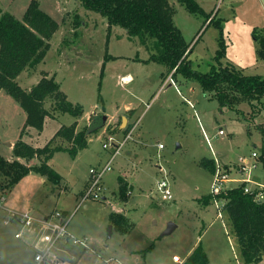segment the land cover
Masks as SVG:
<instances>
[{"label":"rangeland","instance_id":"obj_1","mask_svg":"<svg viewBox=\"0 0 264 264\" xmlns=\"http://www.w3.org/2000/svg\"><path fill=\"white\" fill-rule=\"evenodd\" d=\"M38 1L59 22V28L50 39L44 61L27 67L18 77L20 85L28 90L43 74H55L69 99L81 103L84 112L97 110L112 119L129 105L136 109L140 117L138 128L142 131L133 133L125 142L112 163L113 169L104 174L106 198L88 199L77 208L87 184L82 188L81 185L90 167L103 165L110 156L112 150L104 148L103 143H109L113 135L115 141L126 136L125 130L119 135L114 133L126 126V120L119 126L121 117L115 126L104 128L106 120L91 135L90 150L79 157L73 158L64 151L56 154L51 165L61 174L60 184L46 175L41 180V174L34 172L2 190L9 177L0 172V198L4 196L0 200V264H33L35 249L30 243H35L41 233L40 227L35 226L33 230L23 229L17 237L21 224L17 217L12 219L13 211L36 215L56 209L74 211L69 229L78 237L91 238L94 252H82L78 245L67 247L77 255L75 264H176L173 256L177 254L185 261L184 256L196 240L207 251L208 264H244L225 211L223 217H218L214 201L204 200L210 194L213 175L201 162L219 159L218 154L222 163H236L240 155L253 151H259L264 158V97L249 99L227 87L238 98L233 107L222 105L213 91L202 88L198 79L181 72L173 75L174 70L166 63L146 65L132 58L136 54L146 57L147 50L153 47L156 51L152 52L160 53L154 37L143 40L120 25L110 26L106 16L86 8L81 0ZM197 1L215 22L208 24L206 14L190 12L178 0H169L175 8L174 22L189 49L192 48L187 57L191 68L205 73L218 65L214 56L222 35L226 43L221 59L224 65L232 64L245 74L264 75V58L258 54L260 40L254 36L255 30L258 37L264 35V0H221L219 5V0ZM30 2L0 0V8L22 19ZM128 74L133 79L124 82L122 76ZM185 98L190 99L192 106ZM46 103L53 110V100ZM24 111L16 99L0 90V155L5 159L11 154L9 142L19 140V126L21 130L25 128ZM72 119L70 113L61 117L63 123ZM53 130L54 126H48L46 134ZM60 141L70 145L61 139L54 144ZM160 143L164 147L160 148ZM132 146L139 152L136 159L129 161L126 156ZM86 153L94 154V158L88 159ZM251 162H255L252 178L264 182L262 160ZM159 164L168 172L173 200H163L157 191V181L164 174ZM132 171L138 174L129 177V182L124 177ZM233 176L246 175L234 172ZM119 177L127 183V200L120 197ZM238 184L229 182V186ZM246 184L257 189L255 183ZM112 212L127 215L132 229L122 233L114 227ZM145 249L149 250L144 252ZM132 250H139V261L129 256ZM109 257L112 261L106 260ZM254 264H264V258Z\"/></svg>","mask_w":264,"mask_h":264},{"label":"trees","instance_id":"obj_2","mask_svg":"<svg viewBox=\"0 0 264 264\" xmlns=\"http://www.w3.org/2000/svg\"><path fill=\"white\" fill-rule=\"evenodd\" d=\"M81 1L86 8L106 16L110 26L120 25L126 28L130 35L140 36L143 40L147 36L154 37L155 45L161 48V52L152 54L150 59L166 63L174 70L173 75L181 72L186 77L198 79L202 88L205 91H213L222 105L233 107L238 98V95L231 93L227 87L249 99L264 97V75L245 74L234 65H224L221 62L226 53V43L222 35L219 38V49L214 56L218 65H213L211 70L205 73L191 68L187 57L192 48L189 49V44L185 42L181 30L174 22L175 8L169 0ZM178 1L190 12L206 14L208 24L215 22V18H211V14H207L197 0ZM216 24L222 26L219 21H216ZM58 28L59 22L40 7L38 0H31L22 19L0 8V89H4L16 99L25 110V128L33 126L42 131L45 118L54 116V112L70 113L76 118L81 117L84 112L82 104L71 101L54 76L43 74L30 90H25L17 80L27 67H34L44 60L50 48V39ZM254 36L260 40L258 54L264 58V35L258 37L255 30ZM49 99L53 100V110L46 106ZM106 120L107 115L98 112L93 114L90 122L81 129H78L77 121L62 125L43 147H34L20 138L14 144V154L26 159L37 157L41 162L39 165H26L18 159L9 161L0 155V172L9 177L6 186L1 189L13 186L31 171L46 175L59 183L61 174L49 163L55 152L66 151L73 158L76 157L82 149L88 147L89 136L97 132ZM58 138L69 142L70 145L60 142L54 144ZM201 163L214 172V158L204 159ZM119 181L120 197L127 200V183L122 177H119ZM222 197L226 201L224 211L235 235L242 262H259L264 258V200L255 199L253 193L244 190L243 184L228 189ZM211 199L210 194L204 197L206 202ZM110 218L113 226L120 232L127 233L132 229V224L125 214L112 212ZM146 250L149 249L143 251ZM208 262V254L199 241L183 264Z\"/></svg>","mask_w":264,"mask_h":264},{"label":"built area","instance_id":"obj_3","mask_svg":"<svg viewBox=\"0 0 264 264\" xmlns=\"http://www.w3.org/2000/svg\"><path fill=\"white\" fill-rule=\"evenodd\" d=\"M220 2L221 0H219L218 5ZM170 80L174 83L172 76H170ZM188 102L192 105L190 100H188ZM220 133H223V130H221ZM109 138L111 141L109 143L104 142L103 147L107 150H112L110 156L103 165L90 168L87 185L75 208L88 199L106 198L103 193L104 174L113 169L112 163L120 153L125 142L131 138V133L126 135L123 140L115 141L116 139L114 135ZM159 147L162 148L164 145L160 143ZM259 158L262 160V166L264 169V158H261L259 151H253L250 155H240L238 161L234 164L222 163L217 157L214 158L215 170L212 173L213 179L210 186V195L217 206L218 217H223L224 205L226 203L222 194L226 193V191L232 187L243 184L244 190L253 193L255 199L264 200V182L255 181L251 174V170L255 166V162L252 163L251 160L256 161ZM158 168L160 171H163L164 174L157 181V191L163 200H173L174 193L170 178L168 177V172L161 164L158 165ZM234 172L245 174L246 176H233ZM229 182H240V184L229 186ZM249 182H252L253 184L255 183L257 189L251 188L246 184ZM73 213L74 211L68 213L64 210L56 209L42 217L29 213L17 215L21 224V229L16 233L17 237L21 236V233L25 228L33 230L32 228L36 226L40 227L41 230L35 243H31L35 249L33 264H75L77 255L75 256L74 253L67 249L70 244L80 246L83 250L82 252H85L88 249L94 252V249L90 245V238L87 236L78 237L69 229ZM110 259L111 258L106 260L108 261ZM173 259L177 263L184 262V260L181 259V256L177 254L173 256Z\"/></svg>","mask_w":264,"mask_h":264},{"label":"crops","instance_id":"obj_4","mask_svg":"<svg viewBox=\"0 0 264 264\" xmlns=\"http://www.w3.org/2000/svg\"><path fill=\"white\" fill-rule=\"evenodd\" d=\"M202 6V5H201ZM203 7V9L205 10V8H204V6H202ZM128 37H129V35H128ZM152 51H156V50H154V47L153 48H151V49H148L147 50V55H146V57H144V58H141L140 56H138V54H136L135 56H133L132 58H134V59H138V60H141L143 63H145L146 65H149L150 63H155V62H159V61H155V60H151L150 59V57H151V55L152 54H156V52H152ZM45 59V58H44ZM44 61V60H43ZM161 63H163V62H161ZM47 71V70H46ZM44 73H46V72H44ZM48 75V77H52V76H54V77H56V75L55 74H51V73H49V74H47ZM20 76V75H19ZM18 76V77H19ZM43 76V75H42ZM126 76H129L130 77V81H132V79H133V76L131 75V74H128V75H125V76H122V78H124L125 79V77ZM161 76H163L164 77V72L162 71L161 72ZM18 77H17V80H18ZM42 78V77H41ZM19 82V81H18ZM38 82V81H37ZM36 82V83H37ZM129 82V81H128ZM35 83V84H36ZM34 84V85H35ZM32 88V87H31ZM31 88H29L28 90H30ZM1 90V89H0ZM177 92H178V94L179 95H181V97H183V94L181 93V90H180V88H178L177 87ZM68 95V94H67ZM69 98V97H68ZM187 99V103L189 104V102H188V100H190L189 98H185L184 100H186ZM74 102V101H73ZM74 103H79V102H74ZM190 105V104H189ZM46 106H47V104H46ZM192 106V105H191ZM48 107V106H47ZM49 108V107H48ZM50 109V108H49ZM25 112V111H24ZM54 111H52V113H53ZM96 113H98V111L97 110H94L93 112L91 111V113H89V112H84V114L81 116V117H79V118H76V117H74V119H72V120H69V122H67V123H63L62 122V120H61V117H63L66 113H58V112H54V116H47L46 118H45V123H44V128H43V130L42 131H39L37 128H35V127H33V126H27L26 128H24V130L22 129L21 130V126H19V129H20V136H19V139L20 138H22L25 142H27V143H29L30 145H32V146H34V147H43L46 143H48V141L54 136V134H55V132L62 126V125H70L71 123H73L74 121H77L78 122V129H81L82 128V126H84L85 124H87L88 122H89V119H90V117L92 116L91 114H96ZM107 117H108V115H107ZM121 117V119H122V123H120V127L122 126V124L124 123V121L126 120L127 121V123H126V126H125V128L124 129H121V130H119V131H117V132H114L115 134H117V135H119V134H121L122 132H123V130H125L126 131V134L125 135H128L129 133H131V137H132V135H133V133H135V132H137V133H139L140 134V131H142L140 128H138V120L140 119V117L138 116V114H137V112H136V109L135 108H133V107H129V105L125 108V111L124 112H122V114H120L119 116H115V117H113L112 119L111 118H107V123H106V125L104 126V128L105 127H109V126H111V125H113V126H115L116 125V123L118 122V120H119V118ZM26 118H27V114H26V112H25V119L24 120H26ZM83 120H86V122H84ZM51 121H54L55 122V125L54 124H50V122ZM54 126V130H53V132L51 133V134H46L47 133V131H48V126ZM57 125V126H56ZM59 139H61V140H63L62 138H58V140ZM65 141V140H64ZM60 143H62L63 145H65L64 144V142L63 141H60ZM90 143H91V135L89 136V142H88V147H86V148H84V149H82L79 153H78V155L75 157V158H77V157H79L83 152H86V151H89L90 150ZM11 144V145H10ZM14 144H15V141L14 142H9V145H10V149H11V154L8 156V157H6V159L7 160H9V161H13L14 159H18L19 161H21V162H23L24 164H26V165H39V163H40V161H39V158H37V157H35V158H32L31 160H30V164L28 163L29 161V159H26V158H23V157H20V156H16L15 154H14V152H13V149H14ZM60 152H62V151H58V152H55V154L53 155V157L50 159V161H49V163H50V165H51V163H52V160L55 158V156H56V154L57 153H60ZM64 152H66V151H64ZM138 152H139V150H138V148L137 147H131V149L129 150V154H128V156H126L127 158L128 157H130L129 158V161H132V160H134V159H136L137 157H138ZM87 154V158L88 159H93L94 158V154H92V153H86ZM91 155V156H90ZM217 156L219 157V159L221 160H223V158H221V156L220 155H218L217 154ZM223 156V155H222ZM225 163H227V164H234V163H232V162H225ZM52 166V165H51ZM91 167H93V166H91ZM90 167V168H91ZM132 169H133V166L131 167ZM89 171H90V169H89ZM35 171H31L27 176H25V177H23L21 180H23V179H26V178H28L29 176H31L33 173H34ZM127 174V177H124L125 178V180H127V181H129V177L131 178L132 176H134V178L137 176V171H132V172H127L126 173ZM64 176V175H63ZM65 177V176H64ZM41 180H45V178H46V176L45 175H41ZM66 178V177H65ZM257 179H260L261 181H263L262 180V178H258V177H256ZM88 179H89V173L87 174V177H86V179L83 181V184L81 185V188L84 186V185H86L87 184V182H88ZM130 182V181H129ZM60 184V183H59ZM132 184H134V183H132ZM83 193V192H82ZM2 198H4V196L2 197ZM1 198V199H2ZM30 204L31 205H33L34 206V204L32 203V202H30ZM33 206H32V208H33ZM30 210H32L31 208H29V211ZM64 211H66V210H64ZM48 213L49 212H47V213H41V214H38V213H35L36 214V216H45L46 214L48 215ZM29 214H31V213H29ZM12 215H13V217H12V219H14L15 217H17V215H19V213H16V212H12ZM127 216V215H126ZM128 217V216H127ZM198 241L199 240H196V242H195V244L190 248V250L186 253V255L184 256L185 258L194 250V248L197 246V244H198ZM90 242H91V238H90ZM29 243V242H28ZM31 244V243H30ZM91 245V244H90ZM71 249V248H70ZM133 251V250H132ZM139 251V250H138ZM136 252V250L135 251H133V252H130L129 253V256L130 257H133V258H135L137 261H139L140 259H139V255H140V253L139 252ZM71 252H72V249H71ZM207 252V251H206ZM74 253V252H73ZM78 254H80V253H78ZM208 254V253H207ZM209 257V256H208ZM110 258V257H109ZM144 258L146 259V254L144 255ZM110 261H112V259H110ZM175 262V261H174ZM209 262H210V258H209ZM208 262V263H209ZM176 264H177V262H175ZM134 264H136V263H134Z\"/></svg>","mask_w":264,"mask_h":264},{"label":"bare ground","instance_id":"obj_5","mask_svg":"<svg viewBox=\"0 0 264 264\" xmlns=\"http://www.w3.org/2000/svg\"><path fill=\"white\" fill-rule=\"evenodd\" d=\"M124 82H128L130 81V77L129 76H126L125 79H123Z\"/></svg>","mask_w":264,"mask_h":264},{"label":"water","instance_id":"obj_6","mask_svg":"<svg viewBox=\"0 0 264 264\" xmlns=\"http://www.w3.org/2000/svg\"><path fill=\"white\" fill-rule=\"evenodd\" d=\"M112 231V226H110V232Z\"/></svg>","mask_w":264,"mask_h":264}]
</instances>
